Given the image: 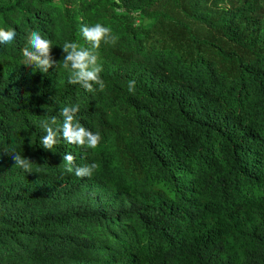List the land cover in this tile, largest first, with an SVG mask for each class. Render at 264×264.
I'll return each instance as SVG.
<instances>
[{
  "label": "trees",
  "instance_id": "obj_1",
  "mask_svg": "<svg viewBox=\"0 0 264 264\" xmlns=\"http://www.w3.org/2000/svg\"><path fill=\"white\" fill-rule=\"evenodd\" d=\"M96 23L118 38L104 91L24 64L29 32L62 64ZM0 28L17 33L0 44V264H264V0H0ZM77 104L99 146L44 149L38 122ZM65 154L99 168L78 178Z\"/></svg>",
  "mask_w": 264,
  "mask_h": 264
},
{
  "label": "clouds",
  "instance_id": "obj_2",
  "mask_svg": "<svg viewBox=\"0 0 264 264\" xmlns=\"http://www.w3.org/2000/svg\"><path fill=\"white\" fill-rule=\"evenodd\" d=\"M81 34L89 45L81 47L75 41H65L62 49L65 53L63 62H57L52 56V42L42 37L37 31H31L27 37V45L23 51L24 64L42 73H47L53 66H61L70 73L69 83L79 85L89 93H95L97 86L99 91H104L105 81L100 73L102 65L100 62L99 49L101 44L114 45L118 39L112 30L96 23L92 26H82ZM15 29L0 28V44H10L16 38ZM129 92L135 91V81L128 82ZM79 105L64 106L60 109L62 124H58L57 116L52 115L38 122V126L45 135L41 137V145L46 150H52L61 142V139L69 144L79 147L95 149L99 146L101 136L99 132L93 133L82 126L77 118ZM12 155L15 165L27 173L33 172L32 161L22 156L13 148L6 149ZM65 170L74 173L78 178H91L99 165H77L75 157L71 154L63 156Z\"/></svg>",
  "mask_w": 264,
  "mask_h": 264
}]
</instances>
